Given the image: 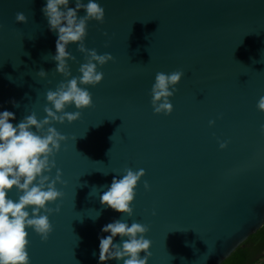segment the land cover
<instances>
[{"label":"water","instance_id":"95a60500","mask_svg":"<svg viewBox=\"0 0 264 264\" xmlns=\"http://www.w3.org/2000/svg\"><path fill=\"white\" fill-rule=\"evenodd\" d=\"M96 2L104 22H88L84 45L113 60L97 66L103 79L87 87L91 107L71 124L51 125L66 141L50 175L59 169L66 186H56L63 196L48 205L60 207L49 216L48 240L28 230L29 264H98L101 228L123 215L102 208L100 195L126 169L145 173L133 215L122 219L148 228V264H222L264 226V113L256 108L264 96V0ZM44 6L0 0V111L14 113V126L31 113L43 119L46 92L66 83L51 59L57 37ZM18 12L26 23L15 22ZM66 50L74 58L69 78L78 77L85 57L74 44ZM174 71L184 75L172 112L156 115L155 75Z\"/></svg>","mask_w":264,"mask_h":264},{"label":"clouds","instance_id":"9594fccd","mask_svg":"<svg viewBox=\"0 0 264 264\" xmlns=\"http://www.w3.org/2000/svg\"><path fill=\"white\" fill-rule=\"evenodd\" d=\"M72 2L75 7H69L70 0H45V6L41 9L49 31L57 37L55 55L51 57L56 64L55 72L66 81L55 90L46 92L44 118L38 120L31 113L14 126V113L0 111V264H29L28 230L39 236L41 242L48 240L52 231L49 216L60 211L59 205L55 209L48 205L63 196L56 186H66L59 169H56L54 177L50 175L56 168L54 157L66 141V137L51 125L71 124L79 119L80 110L91 107L92 97L87 87H94L103 79V73L97 71V66L113 60L111 54L98 55L94 49L88 50L84 45L88 22L102 24L104 8L96 0ZM81 10L85 15L78 17ZM15 22L26 23L25 15L18 12ZM70 44L76 45L85 57V62L78 69L79 76L72 78H69L71 74L67 62L74 58L66 50ZM183 75L182 71L155 75L150 91L154 114L169 115L172 112L170 98ZM37 76L45 79L46 73L40 70ZM13 106L18 107L15 102ZM69 106L77 111L67 112ZM256 108L264 113V96L259 98ZM213 123L209 121V127ZM260 133L264 135V125H261ZM225 147L226 142L219 143L221 150ZM144 175L143 169L135 172L126 169L119 179L114 176L107 190L100 195L101 207L131 218L135 189ZM143 187L145 191L149 190L147 182ZM13 190L15 200L9 198ZM152 214L155 215V212ZM98 216L99 213L92 218L95 220ZM122 217L101 228V233L107 235L98 237V264L113 260L117 264L120 261L123 264H148L151 258V242L145 239L148 228L136 222L129 225ZM117 237L121 239L119 244L113 242ZM140 253H143V257ZM261 264H264V260Z\"/></svg>","mask_w":264,"mask_h":264},{"label":"trees","instance_id":"16d2710c","mask_svg":"<svg viewBox=\"0 0 264 264\" xmlns=\"http://www.w3.org/2000/svg\"><path fill=\"white\" fill-rule=\"evenodd\" d=\"M264 260V226L239 246L222 264H261Z\"/></svg>","mask_w":264,"mask_h":264},{"label":"snow or ice","instance_id":"6c2138e0","mask_svg":"<svg viewBox=\"0 0 264 264\" xmlns=\"http://www.w3.org/2000/svg\"><path fill=\"white\" fill-rule=\"evenodd\" d=\"M229 264H232V262L230 261Z\"/></svg>","mask_w":264,"mask_h":264}]
</instances>
